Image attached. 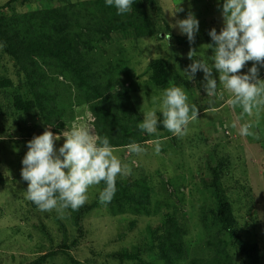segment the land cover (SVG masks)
I'll return each instance as SVG.
<instances>
[{
	"label": "rangeland",
	"instance_id": "obj_1",
	"mask_svg": "<svg viewBox=\"0 0 264 264\" xmlns=\"http://www.w3.org/2000/svg\"><path fill=\"white\" fill-rule=\"evenodd\" d=\"M7 1L0 0V6ZM91 1H18L8 9H1L0 16L10 15L13 8L16 13L22 14L40 8ZM158 4L163 8V15L175 35H183L178 27H174L176 21L186 19L189 12L195 15L200 26L193 44L185 47V42L177 41L173 33L165 34L163 39L144 37L136 41L118 32L110 41L102 43L99 49L114 63L124 61L131 72V77L115 73L121 82L131 88L127 116L119 113L128 125L141 123L143 112L153 110L158 120L164 91L172 87L176 70L188 80L179 86L186 93L187 102L199 108L198 119L188 125V133L183 137L166 135L165 130L157 129L154 136L150 135L149 141L140 145L145 149L141 154L130 153L126 146L113 148V154L130 169L129 175H118L116 179H145L151 187L152 203L159 200L161 210L151 217H139L137 212L130 210L113 212L109 203H100V192L106 187L103 181L88 189L86 203L98 201V204L83 216L81 225L75 223L69 209L61 216L56 210L41 212L31 206L25 199L28 182L21 177L22 160L28 151V141L43 134L46 129L41 127L34 112L25 114L15 110L13 99L21 91L20 79L23 77L17 74L14 59L5 52L0 42V77H11L14 82L11 87L0 89V264H74L72 257L83 264H165L159 258L158 246L145 249L141 259L126 258L121 262L112 254L132 252L146 245L151 238L148 226L156 227L165 212L174 209V206L180 220L187 224L184 254L178 264H187L195 256H205L209 261L216 243L212 242L213 237L208 233L215 230V225L209 222L207 227L203 219L206 214L211 219V209L216 203L212 188L205 185L206 181H212L214 167L220 176L219 185L224 188L239 220L240 235L259 243L258 264H264V108L260 109L259 115L254 113L252 117H241L240 106L233 108L227 104V100L232 98L231 93L218 86V92H223V97L210 98L203 87V71H198L191 78L186 71L193 63L188 58L192 49L196 52L194 59L203 57L209 65L214 64L210 59L214 50L208 46L213 44L209 32L215 28L219 33L224 27L223 0H158ZM177 8L183 11H176ZM169 35L170 39H167ZM161 57L170 59L172 63V79L166 87L155 86L149 80L150 60ZM252 65V61L247 62L240 74H247ZM213 78L219 84V72L215 69ZM259 78L264 80V67L260 68ZM48 87L56 92V106L64 114L65 128L57 134L61 136L55 144L57 150L65 140L62 133L73 126L91 128L99 137L97 124L85 99L75 96L83 93L75 87L68 74L63 78L56 77ZM211 107H215L216 111H205ZM234 122L237 125L235 128L232 127ZM246 122L253 124L251 131L259 139L240 135V127ZM157 140L161 145L158 155L155 153ZM220 236L226 239V252L233 264H249L242 261L239 251L225 233ZM74 241L75 246L66 248L64 252L61 245H71ZM158 243L157 240L155 244ZM45 253L48 257L35 263Z\"/></svg>",
	"mask_w": 264,
	"mask_h": 264
},
{
	"label": "trees",
	"instance_id": "obj_2",
	"mask_svg": "<svg viewBox=\"0 0 264 264\" xmlns=\"http://www.w3.org/2000/svg\"><path fill=\"white\" fill-rule=\"evenodd\" d=\"M18 1L28 0H8L0 6V10L8 9ZM118 32L137 41L144 37L163 39L165 34L172 35L173 28L166 21L158 0H134L131 12L122 15L117 14L115 6H107L105 0L40 8L22 14L16 13L13 8L10 15H1L0 42L5 52L14 59L17 74L23 77L20 79L21 91L14 95L13 99L15 110L25 114L34 112L41 127L45 126V129L54 134H60L65 128L64 114L63 110L56 106L57 94L49 89L48 84L56 77L63 78L68 74L75 87L83 93L75 96L85 99L101 139L107 136L112 148L124 147L133 142L142 145L149 141L150 135L138 128L140 123L130 126L124 120L127 116L126 106L130 104L131 88L121 82L115 73L131 77L130 70L125 67L124 61L114 63L106 58L104 53L99 52L101 44L110 41ZM173 36L177 41L185 42V47L189 45L186 35L173 33ZM211 42L213 43L212 40ZM171 67L172 63L168 58L150 60V82L158 87L168 86L172 79ZM175 76L172 87H179L188 82L178 70L175 71ZM13 84L11 77H0V89L11 87ZM119 113L124 117H120ZM157 121L159 131L165 130L166 135L172 134L163 126L162 112ZM212 171L213 179L211 182L206 181L205 185L212 188L216 203L211 209V219L206 214L203 220L207 227L209 222L215 225V230L212 231L215 234L208 233L213 237L212 242L216 243L215 252L209 261L205 256H195L187 264H233L226 252V239L220 236L222 233L230 238V243L239 251L242 261L258 264L260 245L257 241L245 239L240 235L239 220L234 207L227 199L224 188L219 185L218 169L214 167ZM103 184L106 186L104 181ZM179 190L182 191L181 188ZM152 198L151 187L145 179H116V192L108 203L113 212L130 210L137 212L139 217H151L153 213L161 210L159 200L152 203ZM29 203L33 208H38L33 202ZM97 204L98 201L85 203L77 211L69 208L75 223L81 225L83 216ZM174 207L165 212L164 218L160 219L156 227L148 226L151 238L146 245L132 252L120 251L112 255L118 257L121 262L126 258L141 259L145 249L158 246L159 258L164 260L165 264H178L184 254L187 224L180 220L176 206ZM157 240L159 243L155 244ZM75 244L76 241L71 245L64 243L61 248L65 252L66 248L72 249ZM47 257L48 254L45 253L35 263H40ZM71 259L74 264H83L74 257Z\"/></svg>",
	"mask_w": 264,
	"mask_h": 264
},
{
	"label": "clouds",
	"instance_id": "obj_3",
	"mask_svg": "<svg viewBox=\"0 0 264 264\" xmlns=\"http://www.w3.org/2000/svg\"><path fill=\"white\" fill-rule=\"evenodd\" d=\"M105 3L115 6L117 14L122 15L131 12L134 0H105ZM176 11L183 9L177 8ZM222 16L224 27L221 31L217 33L213 28L209 32L213 44L208 46L214 50L210 59L214 64L209 65L203 57L194 59L196 52L192 49L188 58L193 63L186 71L190 78L203 71V87L210 98L223 97L218 86L231 93L232 98L227 100V104L233 108L240 106L241 117H252L254 113L259 115L260 109L264 108V80L259 78L260 68L264 67V0H224ZM199 26V20L192 12L174 25L187 36L190 44L195 42ZM249 61L253 62L252 67L247 74L241 75ZM213 69L219 72V84L213 78ZM187 100L181 87H168L160 105L164 128L177 137L187 135L188 125L198 119L199 108L195 104L189 105ZM205 111L215 112L216 108ZM143 113L144 119L138 128L151 135L157 130L156 111ZM236 126L234 122L232 127ZM252 128V123H244L239 130L240 135L255 136ZM62 135L65 140L58 150L55 144L61 136L47 128L43 134L28 141L21 170L22 179L28 182L25 199L33 202L41 212L56 210L62 216L69 208L79 210L88 200V189L104 181L106 187L100 192L99 201L102 204L110 202L116 192L117 176L129 175L130 169L113 154L109 138L104 136L101 139L93 129L76 126ZM255 138L259 139L258 136ZM126 147L130 153L145 151L135 142ZM160 151V141L157 140L155 153L158 155Z\"/></svg>",
	"mask_w": 264,
	"mask_h": 264
}]
</instances>
